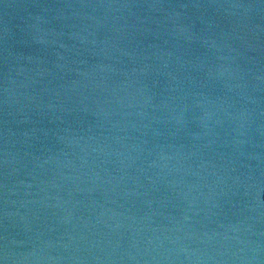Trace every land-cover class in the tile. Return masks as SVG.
I'll return each instance as SVG.
<instances>
[{
    "label": "water",
    "instance_id": "1",
    "mask_svg": "<svg viewBox=\"0 0 264 264\" xmlns=\"http://www.w3.org/2000/svg\"><path fill=\"white\" fill-rule=\"evenodd\" d=\"M0 264H264V0H0Z\"/></svg>",
    "mask_w": 264,
    "mask_h": 264
}]
</instances>
